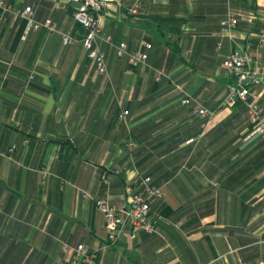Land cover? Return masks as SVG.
I'll use <instances>...</instances> for the list:
<instances>
[{"label":"crops","instance_id":"obj_1","mask_svg":"<svg viewBox=\"0 0 264 264\" xmlns=\"http://www.w3.org/2000/svg\"><path fill=\"white\" fill-rule=\"evenodd\" d=\"M0 1V264H58L79 243L105 264H264V139L238 121L244 104L221 105L232 82L221 62L236 44L264 65V0L230 4L234 39L219 33L223 0H144L137 15L126 13L133 0H105L111 42L151 47L131 65L97 39L104 74L81 45L77 3ZM26 5L55 30L24 34ZM174 84L210 117L182 105ZM139 175L161 189L156 230L126 224L109 242L94 200L123 208Z\"/></svg>","mask_w":264,"mask_h":264},{"label":"built area","instance_id":"obj_2","mask_svg":"<svg viewBox=\"0 0 264 264\" xmlns=\"http://www.w3.org/2000/svg\"><path fill=\"white\" fill-rule=\"evenodd\" d=\"M77 3L72 18L82 30L83 35L80 39L81 45L87 52L95 71L104 74L106 71L105 54L99 48L97 39L114 46L117 57L125 58L130 64H144L147 60V53L142 47L149 49L150 43L141 41V47L135 51H128L127 44L119 41L116 44L111 42L110 35L102 32L99 23V14L106 6L105 0H71ZM144 0H133L127 8V15H137ZM226 4V10L223 17L219 20V33L234 39V32L239 22L238 14L231 8L232 0H223ZM2 11H7L9 6L0 1ZM19 15L25 20L24 34L30 30L47 28L55 30V24L50 18L38 21L34 18V10L30 5L24 6ZM263 31V33H262ZM261 31V45H264V29ZM64 42H70L68 35L63 36ZM221 66L232 77V82L228 86L226 96L222 102V107H228L240 101L245 105L247 119L252 124V130L256 134L264 133V114L260 105L261 90H258L264 84V66H262L257 57L250 54L241 45L236 44L234 48L223 58ZM158 71L155 79L160 80ZM179 90L182 87L174 84ZM183 91V90H182ZM181 104L190 106L192 113L202 120L210 117L211 111L205 106L202 98L193 97L187 93L183 94L180 100ZM127 110H122L119 117L127 115ZM143 188V190H142ZM127 203L123 208L117 209L107 198H96L94 203L98 210L103 214L105 221L106 235L109 242H116L124 225L129 224L135 229L146 233L155 231L154 222L151 219V202L160 198L161 189L151 181L147 175H139L137 186L133 189L126 186L124 189ZM147 196H144V194ZM129 197V199H128ZM58 264H105L97 260L95 251L90 250L86 245L79 243L73 250L72 255L59 262Z\"/></svg>","mask_w":264,"mask_h":264},{"label":"rangeland","instance_id":"obj_3","mask_svg":"<svg viewBox=\"0 0 264 264\" xmlns=\"http://www.w3.org/2000/svg\"><path fill=\"white\" fill-rule=\"evenodd\" d=\"M234 0H232L231 1V3L233 2ZM238 25V24H237ZM101 26V25H100ZM237 27V26H236ZM102 29V28H101ZM128 50V49H127ZM128 51H130V50H128ZM133 51H135V50H133ZM116 55V54H115ZM120 58V57H119ZM125 59V58H124ZM126 60V59H125ZM223 60V59H222ZM127 61V60H126ZM128 62V61H127ZM129 63V62H128ZM130 64V63H129ZM144 64H146V61H145V63ZM144 64H141V65H144ZM131 65H133V64H131ZM136 65H140V64H136ZM262 66H264V65H262ZM158 72V71H157ZM159 72H160V74H164L165 72H164V70H162V69H160L159 70ZM97 73V72H96ZM99 74V73H98ZM157 74V73H156ZM263 89V88H262ZM262 107V106H261ZM244 112V111H243ZM262 112H263V114H264V110H263V108H262ZM245 114H246V111H245ZM245 114H242L241 116H240V118H239V120L238 121H245V117L247 118V114H246V116H245ZM247 121L249 122V120L247 119ZM250 123V122H249ZM251 124V123H250ZM244 124H242L241 126H243ZM251 128H252V124H251ZM252 133L253 134H255L257 137H260V138H263L264 139V133H261V134H256V133H254L253 132V130H252ZM9 152H12V149H9L8 150ZM126 186H130V187H132L133 189H135L136 188V186H137V179H136V181L134 182V184H126L125 186H124V188L123 189H125V187ZM142 190H143V188H142ZM123 194H124V198H125V201H126V203H127V198H126V195H125V192H123ZM84 196H86L87 197V194L86 193H84L83 192V197ZM144 196H147V194L145 193L144 194ZM105 198H107V197H105ZM108 200H109V198H107ZM128 199H129V197H128ZM110 201V200H109ZM154 201V200H153ZM111 202V201H110ZM94 205H95V203H94ZM96 206V205H95ZM97 208V207H96ZM98 209V208H97ZM103 215V214H102ZM150 216H151V213H150ZM103 219H104V217H103ZM151 219L153 220V222H154V227H155V230H156V222H155V219L151 216ZM104 226H105V221H104ZM123 229V228H122ZM133 230H135V229H133ZM155 232V231H154ZM153 232V233H154ZM121 233H122V230H121V232H120V235H119V237L121 236ZM119 239V238H118Z\"/></svg>","mask_w":264,"mask_h":264},{"label":"trees","instance_id":"obj_4","mask_svg":"<svg viewBox=\"0 0 264 264\" xmlns=\"http://www.w3.org/2000/svg\"><path fill=\"white\" fill-rule=\"evenodd\" d=\"M166 43H167V44H171L172 41L166 39ZM226 73H227V72H226ZM162 77H166V75L163 74V75L161 76L160 80L162 79ZM174 88H177V87L175 86ZM177 90H178L179 92L182 93V97H183V94L186 93V92L183 90V88H182L183 91H182V90H179L178 88H177ZM182 97H181V98H182ZM180 100H181V99H180ZM203 100H204V99H203ZM236 102H238V101H236ZM239 102H240V101H239ZM180 103H181V102H180ZM240 103H242V102H240ZM234 104H236V103H234ZM234 104H233V105H234ZM242 104H243V103H242ZM182 105H183V104H182ZM233 105H231V106H233ZM185 106H186V105H185ZM205 106H206V103H205ZM127 111H128V110H127ZM125 116H126V115H125ZM150 213H151V211H150Z\"/></svg>","mask_w":264,"mask_h":264}]
</instances>
